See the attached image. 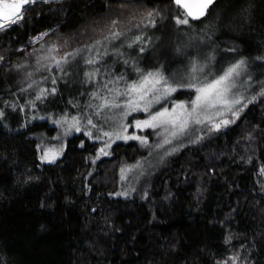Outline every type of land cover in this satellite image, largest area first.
<instances>
[{
    "label": "trees",
    "instance_id": "16d2710c",
    "mask_svg": "<svg viewBox=\"0 0 264 264\" xmlns=\"http://www.w3.org/2000/svg\"><path fill=\"white\" fill-rule=\"evenodd\" d=\"M134 9L154 17L131 30L164 25L172 36L173 17H183L174 0H37L19 23L0 31V94L36 41L89 24L116 26ZM234 16L240 39L230 46L257 63L264 56V0H218L205 18H189L195 26L187 38L194 42L198 26ZM220 40L214 42L225 46ZM171 52L152 55L171 58ZM262 91L264 77L243 92L256 99L238 120L184 144L136 198L115 194L122 167L146 153L139 141H116L112 155L95 161L100 141L74 134L48 163L39 139L54 130L48 121L10 129L0 120V264H234L231 255L235 264H264ZM194 92L176 95L182 100Z\"/></svg>",
    "mask_w": 264,
    "mask_h": 264
},
{
    "label": "rangeland",
    "instance_id": "374dc122",
    "mask_svg": "<svg viewBox=\"0 0 264 264\" xmlns=\"http://www.w3.org/2000/svg\"><path fill=\"white\" fill-rule=\"evenodd\" d=\"M250 6L252 8L245 6V13L249 16L254 12V7L251 4ZM130 11L132 12L123 22L116 24L117 27L112 24L108 26L89 24L65 37L53 34L36 41L25 53V57L18 61L12 79L0 94V112H3L0 120L7 128L31 125L38 121H48L54 127L52 132L49 130L40 132L41 156L47 149L54 148L59 152L56 158L58 159L65 152L68 138L74 134L83 133L93 141H100L101 147L97 151L95 161L100 157L112 155V147L116 141H131L117 138L118 136L135 135L146 139L147 144L136 140L141 143L146 153L133 164H125L123 170L121 169L122 185L120 184V190L115 195L125 197L145 195L153 175L161 170L184 144L194 141L192 139L203 131L210 135L225 129L233 122L228 125L221 124L219 130L213 125L223 119L235 122L239 117L234 116L233 112L238 111L243 105H236L232 111L221 106L199 110L198 118L203 122L195 124L196 117H193L182 133L171 126H167V132L163 127L138 129L135 127L137 120L150 119L152 115L165 108L171 112L178 103L186 104L191 111V101L197 93L194 92L192 97L182 100L176 93L182 89H193L188 87L189 84L200 85L218 78L240 60H244L245 64L240 75L234 78L235 87L232 88L229 98H241L243 104L248 105V101L254 95H244L243 92L249 87L253 88V85L264 77V56L258 59L257 63H253L241 53L240 47L230 46L240 39L236 16L230 20L225 17L223 19L226 20L218 19L210 24L198 26V32L194 34L196 40L191 42L187 38L191 34L188 30L193 29L195 24L190 21L187 25L177 24L176 19L183 18L182 16L173 17L174 31L170 36L166 34L167 26L164 25L142 26L131 30L130 26L136 24L137 27L139 23L143 24L146 20L152 19L154 13L149 11L147 13L152 15L146 14L143 17L146 11L138 12L137 9ZM137 15H141V19L135 18ZM114 33L121 35L111 39ZM165 34L166 40L163 39ZM136 36H142L143 40L134 43ZM180 36L185 40H181ZM214 37L215 40L219 38L220 41H226V45L218 47ZM37 38L34 40H38ZM97 41H101V44L96 45ZM169 48L173 53L171 58L152 55L154 50ZM77 50L80 51L74 57L68 55L76 53ZM97 52L100 53L99 56ZM64 57H67V63L62 62L58 67L56 61L63 60ZM91 58H96L99 62L87 64L85 61ZM193 64L197 68L195 73L191 71ZM200 68H203V71H200ZM166 70H170V74H167ZM91 72H96V75L90 78ZM149 72H159L167 83L177 90L165 94L163 88L166 85L161 84L158 86L160 91L149 94L147 101H141V109L131 110L125 107L130 99L136 98L134 95L124 94L129 85L138 83ZM214 72L218 75L211 77ZM193 76L196 77L195 80ZM44 90L45 94L41 96ZM38 96L41 98L37 99ZM156 97H159L158 102ZM105 98L109 102L120 104L121 107L101 108L100 105L104 103ZM148 101H151L148 111H143ZM221 112L223 115L218 114ZM73 118L79 120L77 125L79 131L72 126ZM89 119L92 121L91 124L88 123ZM172 131H177L178 134L173 137ZM105 132L111 133V136H104ZM88 133H91V136ZM165 139L170 140V143H165ZM101 148L105 149L107 155L100 152Z\"/></svg>",
    "mask_w": 264,
    "mask_h": 264
},
{
    "label": "snow or ice",
    "instance_id": "6c2138e0",
    "mask_svg": "<svg viewBox=\"0 0 264 264\" xmlns=\"http://www.w3.org/2000/svg\"><path fill=\"white\" fill-rule=\"evenodd\" d=\"M37 2V0H0V31L7 30L12 24L19 23L20 20L23 19L24 13L28 11L30 5H33ZM46 2V0H45ZM175 4L183 9V18H177L176 23L180 25H187L189 23V18L193 20H199L202 17L208 14L209 9L215 4L216 0H174ZM149 16L152 13L148 14ZM154 26V22H153ZM46 35V33L44 34ZM120 33H114L111 39H116L120 36ZM37 39H42L38 37ZM143 40L142 36H136L134 39V43H140ZM101 41H97L96 45H100ZM94 45V47L96 46ZM131 47V45H129ZM80 50H77L76 53H69V56H75L78 54ZM106 54V53H105ZM100 53L97 52V56ZM67 63V57H64L63 60H57L56 64L59 67L61 63ZM87 64H96L99 61L96 58L87 59L85 61ZM244 60H240L238 63L234 64L233 66L229 67L223 75L219 76L218 78L213 79L209 82L201 83L200 85L196 84H189L188 87L193 88L197 95L191 101V111L184 103H178L175 105L173 110L170 112L167 108L163 109L162 111L157 112L156 114L152 115L150 119L139 121L137 120L135 123V127L138 129H145V128H160L163 127L164 131H168L167 126H171L172 129H178L179 132H183L189 126V121L193 118L195 124H201L203 121L198 118L199 110L203 109H213L217 108V106H221L226 108L228 111H232L236 105H243L246 107V104H243L241 98L233 97L229 98V94L231 93L232 88L235 87V80L234 78L240 75L241 70L244 67ZM99 70L97 69V72ZM193 73L197 71L196 65L193 64L191 69ZM200 71H203V68H200ZM96 72L89 73L90 78L94 77ZM195 80L196 77L193 76ZM164 84L166 85L163 88V92L165 94H171L175 92L177 89L172 87L167 83L165 78L159 72H149L138 83H132L129 85L127 92L124 93L125 95H134L135 99H130L125 107L131 110H139L141 109V101H147V97L149 94L160 91L158 88L159 85ZM107 86V85H105ZM45 91L41 92V96L45 94ZM53 91H55L53 89ZM119 94V93H118ZM95 95V94H94ZM260 95H264V91L260 93ZM41 96H38L37 99H40ZM256 99L253 96L248 102L251 103ZM156 101H159V97H156ZM151 101H148L144 107L143 111H148V106L150 105ZM101 108L104 107H111V108H119L121 107L120 104L115 102H109L106 98L104 99V103L100 105ZM241 107L238 111H234L233 115L237 118L239 117L240 111L243 110ZM219 115H223V113H218ZM3 116V112H0V117ZM67 122V121H65ZM230 122L228 119H223L220 123L214 124L213 127L216 130H219L221 124L228 125ZM88 123L91 124V119L88 120ZM79 120L73 118L72 126L76 127V130L79 131ZM95 126V125H93ZM126 131V128H125ZM177 131H172L171 136L175 137L177 135ZM91 136V133H88ZM104 136H111V133L105 132ZM117 138H122L125 140H140L141 143L147 144V140L143 139L139 136H128L122 135L118 136ZM165 143H170V140L165 139ZM110 146V145H109ZM100 152L104 155H107L104 148L100 149ZM59 152L54 148H49L45 151L44 155L41 159L48 163H53ZM235 264V261L238 260V257L231 258Z\"/></svg>",
    "mask_w": 264,
    "mask_h": 264
},
{
    "label": "bare ground",
    "instance_id": "6f19581e",
    "mask_svg": "<svg viewBox=\"0 0 264 264\" xmlns=\"http://www.w3.org/2000/svg\"><path fill=\"white\" fill-rule=\"evenodd\" d=\"M137 23H138V22H137ZM134 25H135V24H134ZM138 26H139V25H138ZM140 28H142V27H140ZM133 30H134V29H133ZM43 35H44V34H43ZM25 123H26V122H25ZM27 123H28V122H27ZM201 134H202V133H201ZM201 134H200V135H201ZM198 136H199V135H198ZM86 137H87V136H86ZM100 138H102V137H100ZM113 138H114V137H113ZM198 138H199V137H198ZM204 138H205V137H204ZM114 139L117 140L116 138H114ZM120 139H121V138H120ZM201 139L203 140V137H202ZM201 139H200V140H201ZM101 142H102V141H101ZM104 142H105V141H104ZM104 142H103V144H104ZM114 142H115V141H114ZM114 142H113V143H114ZM197 142H198V144H199L201 141H197ZM191 146H193V145H191ZM194 146H195V145H194ZM185 148H186V147H185ZM97 156H98V155H97ZM94 157H95V156H94ZM96 158H97V157H96ZM100 158H101V157H100ZM93 159H94V158L92 157V162H93ZM96 160H97V159H96ZM97 161H98V160H97ZM115 163H116V162H115ZM130 166H131V165H130ZM126 167H127V166H126ZM128 167H129V166H128ZM125 169L127 170V168H125ZM122 170H123V169H122ZM128 170H129V168H128ZM128 170H127V171H128ZM152 171H153V170H152ZM88 174H89V172H88ZM90 174H91V173H90ZM91 175H92V174H91ZM109 177H110V176H109ZM109 177H108V178H109ZM113 177H115V176H113ZM113 177H110V180H109L108 182H112L111 178L113 179ZM121 177H122V175H121ZM120 179H121V178H120ZM114 180H115V179H114ZM115 182H116V181H115ZM119 182L122 183V181H119ZM112 183H113V182H112ZM258 183H259V182H258ZM121 185H122V184H121ZM111 186H112V185H111ZM259 186H260V185H259ZM111 190H112V189H111ZM114 190H115V189H114ZM119 190H120V189H119ZM263 190H264V189H263ZM110 192L112 193V191H110ZM117 192H118V191H117ZM114 193H115V191H114ZM112 195H113V193H112ZM134 197H135V196H134ZM134 197H133V198H134ZM136 197H137V196H136ZM136 197H135V198H136ZM233 242H234V241H233ZM233 242H232V243H233ZM232 243H231V244H232ZM236 243H237V242H236ZM231 246H232V245H231ZM235 247H236V246H235ZM241 247H243V245H242ZM232 248H233V247H232ZM241 249H242V248H241ZM226 251H227V250H226ZM234 251H235V250H233L232 252H234ZM229 253H230V252H229ZM229 253H225V257H222V258H224V260H225V259H226V254L229 255ZM235 255H236V253L234 254V256H235ZM227 257H228V256H227ZM231 257H232V255L230 256V259H231ZM218 260H219V259H218ZM231 260H232V259H231ZM231 260H230V261H231ZM221 261H222V260H221ZM228 261H229V259H228ZM219 263H221L220 260H219Z\"/></svg>",
    "mask_w": 264,
    "mask_h": 264
},
{
    "label": "water",
    "instance_id": "95a60500",
    "mask_svg": "<svg viewBox=\"0 0 264 264\" xmlns=\"http://www.w3.org/2000/svg\"><path fill=\"white\" fill-rule=\"evenodd\" d=\"M217 1H218V0H216V2H217ZM216 2H215V3H216ZM213 6H214V5H213ZM213 6H212V7H213ZM212 7H211V8H212ZM211 8H210V9H211ZM210 9H209V11H210ZM209 11H208V14H209ZM208 14H207V15H208ZM207 15H206V16H207ZM206 16L202 17L201 19L205 18ZM190 19H191V18H190ZM201 19H199V20H201ZM191 20H193V19H191ZM194 21H198V20H194ZM40 35H41V34H40Z\"/></svg>",
    "mask_w": 264,
    "mask_h": 264
}]
</instances>
